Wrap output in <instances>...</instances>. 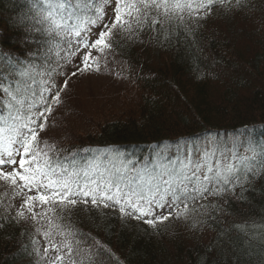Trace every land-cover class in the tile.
<instances>
[{
    "label": "trees",
    "instance_id": "obj_1",
    "mask_svg": "<svg viewBox=\"0 0 264 264\" xmlns=\"http://www.w3.org/2000/svg\"><path fill=\"white\" fill-rule=\"evenodd\" d=\"M29 2L0 0V48L6 52L27 50L23 33L10 24L28 13ZM184 23L188 30L178 40L179 29L175 24L176 31L170 29L171 43H157L147 33L141 35L142 43L121 40L123 51L114 55L120 65L109 68L107 75L93 72L108 83L89 87L74 112L65 109L67 89L61 94L64 102L48 117L47 128L51 123L61 128L60 121L74 119L78 129L65 125L61 139L53 135L55 140H45L65 167L104 171L123 161L139 168L156 157L158 148L163 156L177 158L178 148L211 136L264 144V0H248L243 11L219 8L198 25ZM82 78L72 77L68 84L73 80L81 86L86 83ZM83 104L98 113L91 110L86 118ZM245 188L225 199L212 198L219 210L166 222L162 234L102 206L78 204L70 222L110 250L112 260L104 256V264H240L234 248L251 253L244 257L246 264H264V179ZM36 226L43 231L47 224L29 219L0 233V264H35L22 245L30 251L28 237L35 235ZM35 238L45 243L42 236Z\"/></svg>",
    "mask_w": 264,
    "mask_h": 264
},
{
    "label": "snow or ice",
    "instance_id": "obj_2",
    "mask_svg": "<svg viewBox=\"0 0 264 264\" xmlns=\"http://www.w3.org/2000/svg\"><path fill=\"white\" fill-rule=\"evenodd\" d=\"M247 5L248 0H30L28 13L10 24L23 33L27 50L0 48V233L29 219L45 221V230L35 227L45 243L32 235L30 251L22 245L35 264H104L102 257L112 260L110 250L70 222L78 204L113 208L162 234L166 222L219 210L212 198L225 199L237 188L243 193L245 185L264 179V145L254 141L230 152L214 140L193 145L191 155L176 163L158 148L156 160L142 167L120 161L100 171L65 167L41 137L48 117L64 102L68 80L99 72L101 58L106 67L109 56L123 51L121 40L142 43L147 33L157 43H171L172 31L179 29L177 40L185 35V20L198 25L219 8L231 13ZM233 252L240 264L251 254Z\"/></svg>",
    "mask_w": 264,
    "mask_h": 264
},
{
    "label": "rangeland",
    "instance_id": "obj_3",
    "mask_svg": "<svg viewBox=\"0 0 264 264\" xmlns=\"http://www.w3.org/2000/svg\"><path fill=\"white\" fill-rule=\"evenodd\" d=\"M120 63L121 62L115 56L109 57L108 61H107V66L105 67L104 66L105 65V61H104L103 58H101V67H100V71L99 72L103 71L106 74V71L109 68H111L113 66L120 65ZM82 76L84 77V78H82V81H85L86 83L82 84L81 86H76L78 84H74L73 82H75V81H73V80L69 81L71 83L68 84V88H67V91H66V96H67L68 99H67L66 104H65V109L66 108L68 109V113H72V111L74 112V110L76 108H78L82 104L81 98H83V94H85L87 91H89V87L97 89V88H100L101 86H103L104 83H105V85H106V83H108L107 82V78H102L100 75H96L93 72L86 73V74H84ZM75 80H78V79H75ZM73 86H76V87L73 88ZM96 93H98V91ZM91 110H92V107L88 108L87 105L83 104V112H84V116L86 118L90 117L89 113L91 112ZM92 111H93L92 113H95V114L98 113V110H92ZM58 115H59V113L56 114L55 117L56 118L60 117ZM98 117L99 116H96V119ZM59 124L62 125L61 128L59 126L51 123L49 128H47V131H46L45 135L43 136V134H42V136H41L42 139L43 140H45V138L49 139L48 137H50V136L54 139L53 135H55V137H59L61 139V134H60L61 132L60 131H61L62 127L65 126V125L66 126H70V128H72V129H78V124L74 121V119L69 120L67 123H63L62 121H60ZM244 139H246V138H242V137H228L226 139H223V138H215V137L213 138V136H211V138H205L203 141L201 140L200 142H197V143H194V144L192 143L186 148H182V149L178 148L177 158L173 157L172 155H169L168 159L171 160L173 163H176L178 160L183 159L184 154L186 152L189 155H191V150L193 148V145L202 146V145L208 144L209 141H213V140L217 141L218 144L222 146V148H223V150L225 152H230L232 149L240 150L242 145L243 146H247V144L249 142L248 140L245 141ZM166 154H169V153H166ZM112 155L113 154H111V156ZM218 155H219V153H218ZM166 156H164V157H166ZM113 157H116L119 161L122 160V159L124 160V157L121 156V155H119V156L113 155ZM155 160H156V157L152 161H155ZM75 165H78V164H74L73 167ZM89 168H92V167H86V168L85 167H80V169H89ZM42 264H43V262H42Z\"/></svg>",
    "mask_w": 264,
    "mask_h": 264
}]
</instances>
